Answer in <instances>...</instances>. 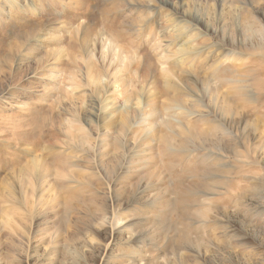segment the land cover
Returning <instances> with one entry per match:
<instances>
[{
  "label": "rangeland",
  "instance_id": "1",
  "mask_svg": "<svg viewBox=\"0 0 264 264\" xmlns=\"http://www.w3.org/2000/svg\"><path fill=\"white\" fill-rule=\"evenodd\" d=\"M14 3L0 264H264V0Z\"/></svg>",
  "mask_w": 264,
  "mask_h": 264
},
{
  "label": "bare ground",
  "instance_id": "2",
  "mask_svg": "<svg viewBox=\"0 0 264 264\" xmlns=\"http://www.w3.org/2000/svg\"><path fill=\"white\" fill-rule=\"evenodd\" d=\"M11 1V2H10ZM16 0H3L2 2H1V4H0V6H1V8H2V10H4V9H6V7L8 6V5H10L11 7H13V5H15V2ZM8 2H10V4H8ZM28 6L29 5H27V6H20L19 8H20V10L21 11H24L26 8H28ZM141 115L142 114H140L139 113V116H140V118H141ZM142 120H144V121H146L147 119L145 118V117H143V118H141ZM124 121L126 122V119L124 118V120L122 121V124L124 123Z\"/></svg>",
  "mask_w": 264,
  "mask_h": 264
}]
</instances>
